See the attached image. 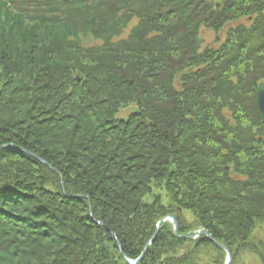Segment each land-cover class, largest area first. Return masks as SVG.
Segmentation results:
<instances>
[{"label": "trees", "instance_id": "trees-1", "mask_svg": "<svg viewBox=\"0 0 264 264\" xmlns=\"http://www.w3.org/2000/svg\"><path fill=\"white\" fill-rule=\"evenodd\" d=\"M262 82L264 0H0V264H264Z\"/></svg>", "mask_w": 264, "mask_h": 264}, {"label": "rangeland", "instance_id": "rangeland-1", "mask_svg": "<svg viewBox=\"0 0 264 264\" xmlns=\"http://www.w3.org/2000/svg\"><path fill=\"white\" fill-rule=\"evenodd\" d=\"M131 29V27H130ZM130 29L128 30V33L130 31ZM202 37L205 40V45H209V46H213L216 47L217 46V42H220L224 39L225 33L224 31H221L219 33H215V31L210 30V29H206V28H202L201 31ZM259 88V87H258ZM258 92V91H257ZM258 105V104H257ZM137 109V105L136 103H131L129 105H126L122 108L119 109L118 113L116 114V116L118 118H127L133 111H135ZM259 109V108H258ZM260 112V111H259ZM42 160V159H41ZM51 168L53 169V167L51 166ZM58 173V172H57ZM59 174V173H58ZM156 191H158V189H156ZM91 208V206H90ZM92 210V209H91ZM190 217V216H189ZM168 221H170V219H167ZM112 232V231H111ZM207 232L206 230H204L203 228H201L200 230H197L196 233L194 234L196 237L194 239H196L197 237H199L201 234H205L208 238L209 236L207 234H209L207 232V234L205 233ZM200 233V234H199ZM197 234V235H196ZM112 235V234H111ZM194 235H188V236H194ZM210 235V234H209ZM186 235H184L185 237ZM211 236V235H210ZM187 237V236H186ZM212 237V236H211ZM213 238V237H212ZM191 239V238H190ZM210 239V238H209ZM215 239V238H214ZM216 240V239H215ZM253 240L258 242L259 245H261L264 248V222L260 223L259 226H257L256 230L254 231L253 234ZM211 242H213L210 239ZM218 241V240H217ZM152 242V241H151ZM220 242V241H219ZM214 243V242H213ZM222 243V242H220ZM215 244V243H214ZM223 244V243H222ZM216 245V244H215ZM224 245V244H223ZM217 246V245H216ZM219 247V246H218ZM227 247V246H226ZM228 248V247H227ZM224 250V249H223ZM208 252L210 253L208 250H204L203 252V257L206 258L207 254L205 253ZM225 251V250H224ZM230 251V250H229ZM226 252V251H225ZM231 253V251H230ZM258 252L257 250H254L250 252H245L242 256V258H240V260H237V263L235 264H261L260 260H259V256H258ZM264 255V252H263ZM232 256V253H231ZM144 258V257H143ZM207 259H209V256L207 257ZM228 260V254L226 252V259L224 264H226ZM232 260H233V256H232ZM232 260L229 264L232 263ZM131 264H133L136 260H130ZM129 263V262H128ZM130 264V263H129ZM213 264V263H212Z\"/></svg>", "mask_w": 264, "mask_h": 264}, {"label": "water", "instance_id": "water-1", "mask_svg": "<svg viewBox=\"0 0 264 264\" xmlns=\"http://www.w3.org/2000/svg\"><path fill=\"white\" fill-rule=\"evenodd\" d=\"M257 104H258V108H259L260 114H261V116H262V118H263V120H264V82H262V83L259 85V88H258V92H257ZM91 212H92V211H91V208H90V213H91ZM167 219H170V221H171V223H172V225H173L174 234H175L176 236H180L179 233H178V223H177L176 218H175L174 216H167L166 218H163V219H161V220L159 221V223H158V225H157V229H156V231H155L153 237L157 235V233L159 232V230H160V228H161L162 223H163L164 221H166ZM205 233L207 234V232H205ZM111 234H112V237L116 238V235H115L114 232H111ZM199 234H200V233H199ZM196 235H197V234H196ZM207 235L209 236V238H210V239H211V240H212L217 246H219L220 248L224 249V250L227 252V254H228V260H227L226 264H229V263L231 262V260H232V256H231V253H230L229 249H228L225 245H223L222 243H220L219 241H217V240H215L214 238H212L209 234H207ZM186 236L189 237V238H191V239H194V238L196 237L195 235H194V236H188V235H186ZM186 236H185V237H186ZM116 240H117V242H118V246L120 247V246H121L120 242L118 241V239H116ZM151 241H152V240H150V241L148 242V244L146 245V247H145L143 253L141 254V256H140V257H139V258H138L133 264H138V263L143 259V257L145 256V254H146V252H147V248H148V246L151 244ZM120 248H121V247H120ZM126 260L131 264L130 259H127V258H126Z\"/></svg>", "mask_w": 264, "mask_h": 264}]
</instances>
